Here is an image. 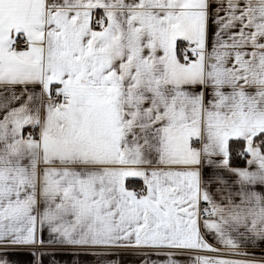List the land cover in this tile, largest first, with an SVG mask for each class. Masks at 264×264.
<instances>
[{"label":"snow or ice","instance_id":"obj_1","mask_svg":"<svg viewBox=\"0 0 264 264\" xmlns=\"http://www.w3.org/2000/svg\"><path fill=\"white\" fill-rule=\"evenodd\" d=\"M0 264H264V0H0Z\"/></svg>","mask_w":264,"mask_h":264},{"label":"crops","instance_id":"obj_2","mask_svg":"<svg viewBox=\"0 0 264 264\" xmlns=\"http://www.w3.org/2000/svg\"><path fill=\"white\" fill-rule=\"evenodd\" d=\"M208 239H209V242H210V243L213 242L212 239H211V237H208ZM23 259H27V257H24Z\"/></svg>","mask_w":264,"mask_h":264}]
</instances>
